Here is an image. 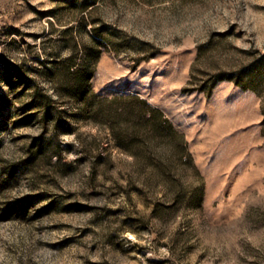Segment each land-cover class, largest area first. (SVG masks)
<instances>
[{"label": "rangeland", "instance_id": "374dc122", "mask_svg": "<svg viewBox=\"0 0 264 264\" xmlns=\"http://www.w3.org/2000/svg\"><path fill=\"white\" fill-rule=\"evenodd\" d=\"M0 264H264V0H0Z\"/></svg>", "mask_w": 264, "mask_h": 264}, {"label": "trees", "instance_id": "16d2710c", "mask_svg": "<svg viewBox=\"0 0 264 264\" xmlns=\"http://www.w3.org/2000/svg\"><path fill=\"white\" fill-rule=\"evenodd\" d=\"M77 73H79V72H77ZM90 75L88 74V75H86V78H88ZM39 92V91H38ZM37 101V100H36ZM41 103V105H42V107H44L45 109V117L48 119V117L49 116H51L52 118H54L55 120H56V134H55V136L56 137H59V135H60V133H59V127H60V124H61V119H60V117H59V115H56V114H54L53 113V108H52V104H54L55 105V109H58V106H57V104H56V102H54L53 100H52V97L49 95H44L43 94V100H41L40 101ZM153 111V113L155 114L156 112L158 113L159 112V110L158 109H153L152 110ZM57 113L58 114H60L61 113V111L60 110H58L57 111ZM171 127H172V125H170Z\"/></svg>", "mask_w": 264, "mask_h": 264}]
</instances>
